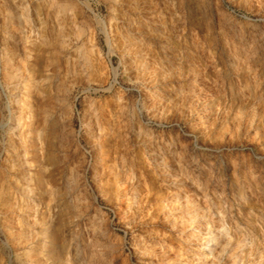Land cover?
<instances>
[{"label":"rangeland","instance_id":"374dc122","mask_svg":"<svg viewBox=\"0 0 264 264\" xmlns=\"http://www.w3.org/2000/svg\"><path fill=\"white\" fill-rule=\"evenodd\" d=\"M208 8L207 0H0V93L13 86L0 100V234L19 249L20 225L34 232L32 264H68L76 228L71 264H189L199 255V232L185 231L176 203L195 189L170 182L130 130L136 114L129 125L122 100L99 89L111 69L117 81L138 78L147 57L155 70L147 93L155 99L159 88L169 122L203 130L209 145L234 137L264 145V35L229 21L225 0H211L212 24L201 29ZM172 87L188 94L182 107ZM180 143L189 141L181 134ZM252 168L248 205L233 209L241 227L264 208V173ZM204 209L201 200L196 228ZM262 256L264 247L246 249L242 259Z\"/></svg>","mask_w":264,"mask_h":264},{"label":"clouds","instance_id":"9594fccd","mask_svg":"<svg viewBox=\"0 0 264 264\" xmlns=\"http://www.w3.org/2000/svg\"><path fill=\"white\" fill-rule=\"evenodd\" d=\"M216 2L219 3L220 0ZM225 2L228 5L226 18L229 21L239 23L243 20L248 24L250 31L258 36L264 35V0H225ZM207 3L209 8L201 13L203 17L200 21L201 29L212 24L211 0H207ZM254 4L258 5L259 10L254 9ZM102 31L107 29L104 28ZM156 67L160 65L157 64ZM154 71L147 67V57H145V61L140 65L138 78H131L127 72H124L119 73L121 79L117 81L115 79L117 70L111 69L100 84L99 90L114 92V96L122 100L119 112L121 115H129V125L133 123L132 114H136L135 127L130 130L137 136L141 148L152 149L151 155L156 167L161 169L170 182L176 187L189 184L195 189L193 193L185 194L183 203L178 198L176 200L180 205L178 210L184 213L180 219L185 231L196 229L199 232L197 239L201 241L199 255H193V260L189 264H208L209 261L211 264H223L226 257L232 259L233 264H244L242 257L246 249L251 256L253 252L264 247V208H261V215L257 218L256 224H250L248 227L236 224L233 209L239 210L242 205H248L250 197L246 192L253 182L257 181L252 165L255 164L256 169L264 173V145L239 143L238 137H234L228 143L209 145L204 142L203 130L198 133L182 120L169 122L167 114L161 111L165 108V103L160 98L162 94L159 88L156 89L155 99L146 90L147 77ZM162 79L166 85L169 83L167 79L163 77ZM90 82L93 81L90 79ZM7 88V92L0 93V100L5 95L9 97L12 95L13 86L9 84ZM169 91L174 92L176 99L181 102L174 106L182 107L188 97L183 87L179 89L172 87ZM162 128L169 130V139L165 140L158 131ZM173 130H176L174 136L171 135ZM181 134L189 143H180ZM242 153H251V156H245L241 162ZM204 165L208 166L207 173L204 172ZM44 171L48 172L50 169L45 168ZM261 179L264 181V175ZM209 185H213L218 191H213L209 195ZM196 192L201 195L197 196ZM228 193H231V196ZM57 195L62 197L63 193L57 190ZM201 200L204 201L206 209L203 210L204 215L199 217V228H196L198 218L196 210ZM257 227L260 235L254 230ZM19 235L20 240L17 243L26 246L18 249L13 247L7 236L0 234V264H32V245L36 234L31 230L26 233L24 226L20 225ZM221 241L224 243L221 244ZM73 247L80 249L78 228L74 230L71 241L65 242V249L69 253L68 264H71ZM236 253L240 255L237 256ZM260 264H264V256L261 257Z\"/></svg>","mask_w":264,"mask_h":264}]
</instances>
